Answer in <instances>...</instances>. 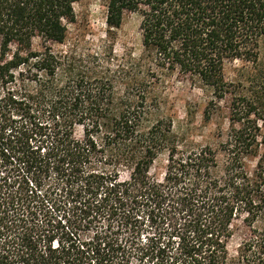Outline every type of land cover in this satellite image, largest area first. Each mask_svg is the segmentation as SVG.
I'll use <instances>...</instances> for the list:
<instances>
[{"label":"trees","instance_id":"1","mask_svg":"<svg viewBox=\"0 0 264 264\" xmlns=\"http://www.w3.org/2000/svg\"><path fill=\"white\" fill-rule=\"evenodd\" d=\"M83 1L0 0V264H264V92L216 149L155 116L165 78L222 100L225 62L257 64L264 0H108V32L141 14L137 57L54 51Z\"/></svg>","mask_w":264,"mask_h":264},{"label":"rangeland","instance_id":"2","mask_svg":"<svg viewBox=\"0 0 264 264\" xmlns=\"http://www.w3.org/2000/svg\"><path fill=\"white\" fill-rule=\"evenodd\" d=\"M107 4L108 0H85L75 5L73 22L67 26L65 45L52 46V49L65 51L75 47L80 52L113 53L117 58L137 57L141 53V14L125 13L121 27L108 32L105 23ZM46 45L40 40L33 42V48L38 50ZM223 75L230 85L228 94L222 100L214 99L209 90L181 75L161 81L156 90L159 110L155 116H166L171 120L173 132L180 143L209 145L216 149L228 129L232 98L264 92V38L259 44L256 65L238 60L226 61ZM259 96L264 99V95ZM248 237L249 231L239 226L230 243L231 257H237L239 246Z\"/></svg>","mask_w":264,"mask_h":264}]
</instances>
